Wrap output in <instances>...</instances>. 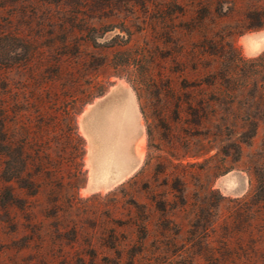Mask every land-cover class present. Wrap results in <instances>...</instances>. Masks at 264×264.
I'll return each mask as SVG.
<instances>
[{"label": "rangeland", "instance_id": "1", "mask_svg": "<svg viewBox=\"0 0 264 264\" xmlns=\"http://www.w3.org/2000/svg\"><path fill=\"white\" fill-rule=\"evenodd\" d=\"M257 27L264 0H0V264H264V97L234 66ZM127 93L139 165L90 188Z\"/></svg>", "mask_w": 264, "mask_h": 264}, {"label": "crops", "instance_id": "2", "mask_svg": "<svg viewBox=\"0 0 264 264\" xmlns=\"http://www.w3.org/2000/svg\"><path fill=\"white\" fill-rule=\"evenodd\" d=\"M127 96V97H126ZM126 96H125V98L124 97H113L112 99L111 98H109L108 99V101L106 100L105 101V103L103 104V105H101L100 107H99V113L101 114V113H106V112H108L110 109H111V106L113 105V106H115L116 104H117V106L119 105V109H121L120 107H122V106H125V107H128V105L127 104H129L130 106H129V108H131V109H129V111H131V112H133V116H134V119H136L137 120V118H138V108H137V103H136V99H135V97H133L130 93H127L126 94ZM121 98V99H120ZM124 99H125V101L127 100V101H129V102H125L124 101ZM118 102H117V101ZM116 101V102H115ZM119 101H121L120 102V104H119ZM123 101V102H122ZM110 105H108V104ZM124 103H126V104H124ZM127 105V106H126ZM122 110V109H121ZM120 110V112H122ZM103 111V112H102ZM119 111V110H118ZM135 120V121H136ZM134 121V125L133 126H136V123L137 122H135ZM116 134H115V136L113 135L111 138H113L112 140L110 139L109 140V143L108 144H105V146L107 147V148H105V147H103V144L101 145V143H100V145H99V147L98 146H96V145H93L92 146V148H91V150H90V153L92 154V156H91V154H90V157L94 160V162L96 161V157H97V160L99 161V158L100 157H102V155H103V153H105L106 152V154L107 153H109V151H111V153H109L110 155H112V156H110L109 154L107 155V156H109V158L110 159H108L109 161L106 163L105 162V164H104V167H106V169L109 171L108 172V178L109 179H107V183H110V182H112V181H116V180H120V179H123L124 177H126L127 175H129L138 165H139V157H138V155H134V154H136V152H135V148L134 149H125L124 147H122V145H119V143H116L117 141L115 140L116 139ZM115 137V138H114ZM117 139H119V138H117ZM115 140V141H114ZM112 142H114V144L112 143ZM116 143V144H115ZM111 145L113 146V148L111 147ZM98 147V148H96V147ZM109 146V147H108ZM117 148H116V147ZM95 149H94V148ZM103 147V149H101V148ZM111 148H112V150H111ZM123 150H121V149ZM99 151H97V150ZM101 149V150H100ZM104 149H106L105 151H104ZM108 149V150H107ZM113 150H115V153H119L117 156H116V154L114 155V152H113ZM121 150V151H120ZM131 150V151H130ZM134 150V151H133ZM103 151V152H102ZM118 151V152H117ZM127 152V151H129L128 152V154L127 153H124V152ZM121 152L123 153V154H125V155H130V156H125V155H123V154H121ZM102 155H101V154ZM129 153H131V154H129ZM97 154H98V156H97ZM101 155V156H100ZM119 155H121V157H122V160H121V157L119 156ZM94 156H96V157H94ZM127 157V158H125V157ZM131 156L133 157L132 159H131ZM116 157V158H115ZM117 157H118V159H117ZM120 157V158H119ZM91 158H90V160H91ZM113 158H114V160H113ZM123 158H125L126 160H127V162H129L128 164H126L127 162L125 161V160H123ZM116 159H117V162H116ZM119 159H120V161H119ZM131 159V160H130ZM92 160V161H93ZM92 161H90V163H92ZM98 161H96V162H98ZM111 161H112V163H111ZM123 161V162H122ZM124 161H125V164H124ZM94 162L92 163V164H90V166H89V170H90V175H92L93 176V174H96L97 176H99V178L96 176V175H94L93 177L95 178H93L92 176H90V180H89V182H90V188H98V187H101V186H103V185H107V183L105 184L104 183V179H102L101 177H100V172L99 171H101L100 169L101 168H103V165L102 164H100L99 162H98V164L95 162V164H94ZM114 162H116V163H114ZM119 162V163H118ZM121 163H123L124 164V167L123 168H120V167H122L123 165L121 164ZM108 164V165H107ZM110 164V165H109ZM112 164V165H111ZM116 164H119V167L116 165ZM121 165V166H120ZM95 168H94V167ZM97 166V167H96ZM114 168H113V167ZM99 167H101L100 169H99ZM109 167V168H108ZM99 170H97V169ZM113 168V170H111ZM119 168V169H118ZM116 169V170H115ZM93 170H94V172H93ZM111 170V171H110ZM118 170H119V172H118ZM121 170V171H120ZM98 174H97V173ZM118 172V173H117ZM92 173V174H91ZM121 173V174H120ZM112 174V175H111ZM96 176V177H95ZM98 180H97V179ZM101 178V179H100ZM92 179H94V180H92ZM103 180V181H102ZM96 181H98V183L96 182ZM101 181V182H100ZM91 182H93V183H91ZM95 182V183H94ZM101 183V184H100Z\"/></svg>", "mask_w": 264, "mask_h": 264}, {"label": "bare ground", "instance_id": "3", "mask_svg": "<svg viewBox=\"0 0 264 264\" xmlns=\"http://www.w3.org/2000/svg\"><path fill=\"white\" fill-rule=\"evenodd\" d=\"M116 93H119V92H116ZM121 94V93H120ZM115 95V94H114ZM125 95V94H124ZM126 96V95H125ZM121 97V96H120ZM127 97V96H126ZM113 98V97H112ZM111 98V99H112ZM118 98V97H117ZM125 98V97H124ZM119 99V98H118ZM121 99V98H120ZM126 99V98H125ZM125 99H124V101H125ZM108 101V100H107ZM117 101V100H116ZM115 101V102H116ZM127 101V100H126ZM125 101V102H126ZM118 102V101H117ZM120 102L121 101H119V104H120ZM123 102V101H122ZM127 102H129V101H127ZM106 104V103H105ZM108 104V103H107ZM124 104H126V103H124ZM109 105V104H108ZM121 105V104H120ZM128 105V107H125V106H122V107H120L121 109H119L118 107H119V105L117 106V104L115 105V106H111V109L108 111V112H106V113H101V114H99L98 115V117L100 118V120H101V128H102V134L100 133V131H97V133L99 134L100 133V135H101V140L102 141H100V142H102L101 143V145L103 144V147H105V148H107L106 146H105V144H108L109 143V140L111 139H113V138H111L113 135L115 136V134L118 132L117 130H118V128H121V127H125V130H126V128H127V132H128V134H129V137L131 136V135H133L132 133H133V131L135 130L136 132H138L137 130H139V129H137L135 126H133L134 125V121L136 120V119H134V116H133V112H131V111H129V109H131V108H129V104H127ZM126 105V106H127ZM110 106V105H109ZM96 110H99V109H96ZM119 110V111H118ZM120 110L122 111V112H120ZM103 112V111H102ZM93 114H95V113H92V115ZM93 117H95V115L93 116ZM91 118H92V116H91ZM93 119V118H92ZM96 119V118H95ZM92 122V121H91ZM136 122V121H135ZM90 123V122H89ZM93 123V122H92ZM91 124V123H90ZM89 127H90V125H89ZM92 127H93V125H92ZM99 127V128H100ZM85 128V127H84ZM137 130H136V129ZM91 129V128H90ZM89 129V130H90ZM94 129V128H93ZM124 129V128H123ZM97 130V129H96ZM92 131H94V130H91V132ZM122 131H124V130H122ZM134 131V132H135ZM116 132V133H115ZM92 134V133H91ZM91 134H90V136H91ZM94 134H95V132H94ZM94 134H92L94 137H95V135ZM98 134H96V135H98ZM126 134V133H125ZM127 134V135H128ZM137 134V133H136ZM135 135V134H134ZM93 136H91L92 138H93ZM122 138L123 136H120V135H118V133H117V136H116V141L118 140L117 138ZM128 137V136H127ZM92 138H89V139H92ZM97 138H98V136H97ZM100 138V137H99ZM98 138V139H99ZM115 138V137H114ZM88 139V138H87ZM95 139V138H94ZM94 139H92V140H94ZM98 139H95V141L96 140H98ZM130 139V138H129ZM135 139V138H134ZM91 140V141H92ZM114 140V141H115ZM120 141H121V139H119ZM122 140L124 141V140H126V139H123L122 138ZM105 141V142H104ZM127 141V140H126ZM131 141H132V138H131ZM134 141V140H133ZM132 141V142H133ZM100 142H98V143H100ZM104 142V143H103ZM122 142V141H121ZM120 142V143H121ZM127 142H129V140L127 141ZM93 143H94V141H93ZM113 144H114V142H112ZM117 143V142H116ZM115 143V144H116ZM125 143V142H124ZM110 144V143H109ZM123 144V143H122ZM119 145H121V144H119ZM124 145V144H123ZM127 145H128V143H127ZM132 143H131V148H132ZM93 146V145H92ZM96 147V146H95ZM98 147H99V144H98ZM98 147H96V148H98ZM103 147L101 148V149H103ZM109 147V146H108ZM111 147L113 148V146L111 145ZM116 147V146H115ZM92 148V147H91ZM94 148V147H93ZM112 148H111V150H112ZM117 148V147H116ZM95 149V148H94ZM100 149V150H101ZM121 149V148H120ZM132 149H134V147L132 148ZM136 149V148H135ZM97 150V149H96ZM99 150V149H98ZM97 150V151H98ZM106 149H104V151H105ZM108 150V149H107ZM122 150V149H121ZM120 150V151H121ZM123 151V150H122ZM131 151V150H130ZM134 151V150H133ZM89 152H90V150H89ZM99 152V151H98ZM103 152V151H102ZM113 152H114V155L116 154V156L119 154V153H115V150H113ZM118 152V151H117ZM128 152L129 151H125L124 153H127L128 154ZM136 153H137V151H135ZM109 153H111V151H109ZM109 153H107L106 154V152L105 153H103V155H102V157H100L99 158V161L97 160V157L96 156H94V157H96V161H98L100 164H102L103 165V168H101V167H99V169L101 170V171H99L97 168V170L100 172L99 174H100V177L102 178V179H104V183H106L107 182V179H109L108 178V170L106 169V167H104V164H105V162L107 163L109 160L108 159H110L109 158V156H107ZM91 154V153H90ZM112 154V153H111ZM121 154H123L122 152H121ZM129 154H131V153H129ZM100 155V156H101ZM110 155V154H109ZM123 155H125V154H123ZM134 155H138V154H134ZM91 156H92V154H91ZM97 156H98V154H97ZM110 156H112V155H110ZM120 157H121V155H119ZM125 156H127V155H125ZM124 156V157H125ZM128 156H130V155H128ZM127 156V157H128ZM139 156V155H138ZM99 157V156H98ZM119 157V158H120ZM123 157V156H122ZM122 157H121V160H122ZM127 157H125V158H127ZM89 158H91V157H89ZM93 158V157H92ZM91 158V160L90 161H92L93 159ZM116 158V157H115ZM125 158H123V160H125L126 162H127V160L125 159ZM133 157L131 156V159H132ZM112 159V158H111ZM117 159H118V157H117ZM117 159H116V162H117ZM130 159V160H131ZM113 160H114V158H113ZM95 161V162H96ZM119 161H120V159H119ZM125 161H124V164H125ZM94 162V160L92 161V163ZM95 162H94V164H95ZM98 162H96L97 164H98ZM116 162H114V163H116ZM123 162V161H122ZM92 163H90V164H92ZM111 163H112V161H111ZM119 163V162H118ZM129 162H127L126 164H128ZM123 166L122 167H120V168H123L124 167V164L123 163H121ZM99 165V164H98ZM108 165V164H107ZM110 165V164H109ZM112 165V164H111ZM118 167H119V164H116ZM92 166V165H91ZM90 166V167H91ZM121 166V165H120ZM94 167V166H93ZM97 167V166H96ZM113 167V166H112ZM95 168V167H94ZM109 168V167H108ZM114 168V167H113ZM113 168L111 169V170H113ZM119 169V168H118ZM110 170V171H111ZM116 170V169H115ZM121 171V170H120ZM93 172H94V170H93ZM118 172H119V170H118ZM117 172V173H118ZM97 173V172H96ZM92 174V173H91ZM98 174V173H97ZM121 174V173H120ZM94 175H96V174H93V176ZM112 175V174H111ZM90 176H92V175H90ZM92 176V177H93ZM97 176V175H96ZM95 176V177H96ZM98 178H99V176H97ZM94 178V177H93ZM100 178V179H101ZM95 179V178H94ZM94 179H92V180H94ZM97 179V178H96ZM98 180V179H97ZM103 181V180H102ZM97 183H98V181H96ZM101 182V181H100ZM91 183H93V182H91ZM95 183V182H94ZM101 184V183H100Z\"/></svg>", "mask_w": 264, "mask_h": 264}, {"label": "trees", "instance_id": "4", "mask_svg": "<svg viewBox=\"0 0 264 264\" xmlns=\"http://www.w3.org/2000/svg\"><path fill=\"white\" fill-rule=\"evenodd\" d=\"M234 66L241 70L243 82L250 84L253 88L249 93L251 97H264V56L256 61L248 62L239 55L234 61ZM235 76L234 73L228 74L226 78ZM256 124L251 125V129L255 130Z\"/></svg>", "mask_w": 264, "mask_h": 264}, {"label": "clouds", "instance_id": "5", "mask_svg": "<svg viewBox=\"0 0 264 264\" xmlns=\"http://www.w3.org/2000/svg\"><path fill=\"white\" fill-rule=\"evenodd\" d=\"M237 46L240 56L245 61L253 62L264 56V27L242 32Z\"/></svg>", "mask_w": 264, "mask_h": 264}]
</instances>
